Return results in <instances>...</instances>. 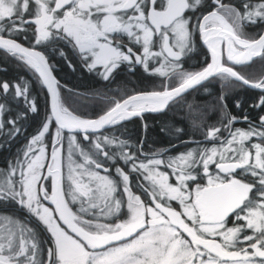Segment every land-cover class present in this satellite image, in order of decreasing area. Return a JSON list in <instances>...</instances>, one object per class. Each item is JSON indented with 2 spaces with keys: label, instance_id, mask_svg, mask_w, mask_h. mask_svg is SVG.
<instances>
[{
  "label": "snow or ice",
  "instance_id": "1",
  "mask_svg": "<svg viewBox=\"0 0 264 264\" xmlns=\"http://www.w3.org/2000/svg\"><path fill=\"white\" fill-rule=\"evenodd\" d=\"M201 8L199 16L185 15ZM258 23L264 26V0H242L239 7L224 0H0V50L34 70L51 95L50 113L25 146L22 158L0 170V203L26 209L50 233L52 245L42 248L30 221L0 212V264H264V115L256 126L233 130L238 118L225 114L226 123L204 133L218 146L193 148L167 159L157 158L161 153L150 157L139 146L136 152L128 151L132 145L116 136L95 135L133 117L162 112L210 79L218 78L222 87L239 84L264 91V78L254 82L236 70L256 57L264 60V27L254 38L244 32L246 25ZM24 25H34L30 46L13 38L20 35L28 40ZM197 35L210 53V62L205 58L204 67L188 71L182 58L194 51ZM125 38L142 51L122 43ZM59 40L77 50L89 71L101 66L105 80L128 62L130 67L140 64L146 72L174 79L175 86L163 85L162 90L138 92L121 100L110 98L113 106L104 114L83 118L66 106L48 57L37 50ZM154 46L159 51H153ZM60 55L66 53L60 51ZM150 61L159 66L150 68ZM69 67L74 70L71 61ZM29 87L24 78L11 85L0 82L5 96V102H0V133L10 138L21 132L18 122L27 118L28 111L37 112ZM16 101L28 107L13 115L11 102ZM220 105L226 108L223 94ZM235 106L240 107V102ZM254 106L264 111V96ZM53 126L49 153L44 141ZM65 130L71 134L66 173ZM76 133L88 140L87 148L77 142ZM254 137L261 142L246 144ZM77 155L82 159H76ZM117 161L148 182L145 191L150 204L132 191L130 176L122 168H115L122 186L111 178L104 163ZM210 164L218 170L215 175L209 172ZM198 165L206 184L197 182ZM161 166L171 170L176 184L169 182ZM237 169L244 171V177L237 178ZM249 177L252 182H245ZM45 181H50L51 192ZM118 191L126 195V201L116 198ZM48 201L54 207L47 206ZM172 201H178L182 211H176ZM72 205H78L75 211ZM125 206L126 220L102 221L119 220ZM230 216L244 223L228 227ZM248 230L252 234L241 238ZM238 244L246 246L237 248Z\"/></svg>",
  "mask_w": 264,
  "mask_h": 264
},
{
  "label": "trees",
  "instance_id": "2",
  "mask_svg": "<svg viewBox=\"0 0 264 264\" xmlns=\"http://www.w3.org/2000/svg\"><path fill=\"white\" fill-rule=\"evenodd\" d=\"M231 3L236 4L234 0ZM262 27L259 23L257 25H246L245 35L253 38ZM14 37L28 45L32 40L28 39L26 41L19 35ZM37 47L46 54L52 65L54 74L62 86L61 94L66 98V106L79 115L94 117L111 106L108 102L110 98L121 99L134 91L162 88L161 86L166 79L146 72L144 68L140 67L128 70L126 68L127 64L122 63L114 70L110 79L105 80L100 74L102 73L100 67L89 71L82 65L77 50L73 49L68 41H66V44L63 40L56 43L46 42L44 45ZM60 51H63L66 55L61 56ZM193 52L194 54L182 58V64L186 70L203 67L205 58H208L207 52L200 43L195 45ZM69 61L74 66V70L69 67ZM0 69H4L0 70V82H8L11 85L21 82V78L28 81L30 86L29 97L35 100L37 106V112L28 111L27 118L18 122V126L22 130L14 138L0 133V166L4 167L8 162L14 161L20 156L28 139L41 128L46 114H49V109L42 82L37 78L34 70L26 66L23 61L11 57V54H6L4 50H0ZM236 70L250 80L258 79L264 73V60L256 57L246 66H236ZM222 94L226 108H222L220 105ZM261 96H264V91L239 84L222 87V82L218 78H214L188 90L176 101L170 102L168 108L162 112L145 113L143 117H133L119 124L101 129L95 135L116 136L127 140L132 145L130 149H127L128 151L136 152V148L139 146L142 153L148 154L150 157L153 153H161L162 155L159 157L166 159L182 151L211 145L212 140L205 139L204 133L210 127H220L222 121L226 123V120H224L225 114L238 117L263 113L264 111L254 106ZM7 99L11 101V96L9 95ZM236 101L240 102V107L235 106ZM0 102H5V96L2 92H0ZM189 105L192 106L191 109ZM27 107V104L20 101L11 102L13 115L17 112L23 113ZM236 124H239V122L236 121L232 125V129ZM177 128L183 131L177 133ZM52 133H54V126L50 129V134L46 135L44 141L48 152L51 148ZM69 134L65 131L63 134L64 139ZM75 135L77 142L82 147L87 148L89 142L83 139V134L76 133ZM221 135H226L223 128L221 129ZM64 139L63 152L67 148V142ZM116 151H119V149H116ZM136 154L143 159L141 153ZM63 157H65L64 154ZM104 165H110L113 169L114 165H120L128 169L123 161L105 162ZM112 168L109 172L110 176L117 178ZM0 212L30 221V225L39 233L42 248L46 250L52 246L50 233L34 217L30 216L26 209L20 208L15 203L7 202L0 203Z\"/></svg>",
  "mask_w": 264,
  "mask_h": 264
},
{
  "label": "flooded vegetation",
  "instance_id": "3",
  "mask_svg": "<svg viewBox=\"0 0 264 264\" xmlns=\"http://www.w3.org/2000/svg\"><path fill=\"white\" fill-rule=\"evenodd\" d=\"M232 0H224L225 3H231ZM235 1V5L237 7L240 6V4L242 3V0H234ZM191 2V0H190ZM206 3H210V0H205ZM253 2H255V0H253ZM232 4V3H231ZM32 7V5L30 4V8ZM204 11L203 8H201L199 11L193 13V12H186L185 15L186 16H199L201 14V12ZM30 17L26 16L25 19H28ZM24 27H26L28 29V32H27V36H28V39H32V29L34 28V25H24ZM20 36V35H19ZM254 38V37H253ZM63 42H65L66 44V40H63ZM122 43H124L125 45L129 46V47H133V50L134 51H137V52H140L142 51V49L140 48V45H134V44H131L127 38H125ZM197 43H201V40H200V37L199 35L196 36L195 38V45ZM203 46V45H202ZM204 48V46H203ZM153 49H158V46H154ZM204 50L206 51V49L204 48ZM207 52V51H206ZM190 54H194V52L190 53ZM207 55H208V52H207ZM153 62L154 61H150V64H149V67L152 68L153 67ZM126 65V68L128 70H134V69H137V67H140V68H143L142 65L140 64H134L130 67V65L128 64V62H124ZM139 65V66H138ZM100 67V66H98ZM264 115V112L263 113H260L258 115H250V116H247V115H243V116H238L237 118V122H239V124H236V127L239 126L240 128H249L250 125L251 126H256L258 123H259V117ZM244 116H247V121L243 119ZM222 136H225V135H222ZM66 142H68V140H66V138L64 139ZM216 140H212V143L215 144V145H218V141ZM190 150V149H189ZM167 159V158H166ZM105 168L109 169V172L111 170L112 167H110V165H104ZM116 167H120L122 168L125 172H127L130 176V184H131V188H132V191L136 194V195H140L141 196V199L144 201V203L146 204H150L151 201H150V198H149V195L148 193L145 191V189H147L149 187L148 185V182L143 180L142 176H139L137 175L136 173H132L129 171V167L128 169L124 168L123 166H120V165H114V169L112 168V170H114V173H115V168ZM200 165L197 166V181H202V179L204 178V174H203V168L202 169H199ZM162 170H165V167L161 166ZM167 169V168H166ZM217 168L215 167V164H210L209 165V172L213 175L216 174L217 172ZM110 175V173H108ZM172 175V173H171ZM244 177V171L241 170V169H237V178H242ZM114 180L117 181V184L118 186H122L121 183H120V179L119 177L117 178H113ZM245 182H252V178H246V181ZM138 184L140 186H138ZM192 184L189 185V187L191 188ZM116 198L117 199H120L122 202L126 201V195L123 194L122 192L118 191L117 194H116ZM163 202V201H161ZM48 203V202H47ZM178 206V205H177ZM73 207V210L75 211L76 208L74 205H72ZM126 206L125 207H122L121 209V212L118 214L119 217H123V214L126 213ZM229 223H235L236 225L240 224V223H244L243 221H240V222H234L233 221V218L230 216L229 217ZM63 226V225H62ZM64 227V226H63ZM243 235H247V232L245 233H242L241 236ZM183 236L186 237L187 239H190V237L187 236L186 233H183ZM246 246V244H238L236 247L239 248V247H244ZM230 250V249H229ZM233 250V249H231Z\"/></svg>",
  "mask_w": 264,
  "mask_h": 264
},
{
  "label": "rangeland",
  "instance_id": "4",
  "mask_svg": "<svg viewBox=\"0 0 264 264\" xmlns=\"http://www.w3.org/2000/svg\"><path fill=\"white\" fill-rule=\"evenodd\" d=\"M141 48V47H140ZM153 51H159V48L158 49H153ZM159 66V64L158 63H156L155 61L153 62V67H158ZM100 68H101V70H102V72H103V68L100 66ZM202 68V67H201ZM200 69V68H199ZM199 69H195V70H199ZM188 71H194V70H192V69H188ZM261 78H264V73L260 76V77H258V79H251L252 81H258L259 79H261ZM248 79V78H247ZM250 80V79H249ZM175 80L173 79L172 81H169L167 78L165 79V82L162 84V86L163 85H169V86H173V85H175ZM173 84V85H172ZM161 86V87H162ZM156 89V88H155ZM158 89H161V88H158ZM116 100H118V99H116ZM71 110V109H70ZM76 114V113H75ZM100 114V113H99ZM77 115H79V114H77ZM81 117H83V118H92V117H89V116H84V115H80ZM235 129H241V130H247V129H249V128H240L239 126H234L233 127V130H235ZM37 134V133H36ZM36 134H34V135H36ZM33 135V136H34ZM71 134H69V135H67L66 136V140H68V142L66 143V146H67V148H68V144H69V136H70ZM33 136H31L29 139H28V141L26 142V144H25V146L29 143V141H30V139L33 137ZM224 136H222L221 135V138H223ZM52 140V139H51ZM216 142V141H215ZM261 142V140H260V138H258V137H254L251 141H248V142H246V144H248L249 146H250V144H252V143H260ZM215 144H211V145H209V146H207L206 148H211L212 146H214ZM25 146L23 147V150H22V152H21V154H20V156L19 157H21L22 158V155H23V152L25 151ZM216 146H218V145H216ZM67 148H66V150L63 152V149H62V153L65 155V157H63L64 158V165H65V167H64V171H65V173H66V171H67V168H66V165H67ZM50 151H51V148H50V150H49V153H50ZM186 151H188V150H186ZM186 151H182V152H179V153H177V154H174V155H172V156H176V155H178V154H180V153H185ZM253 152H254V149H253ZM157 158H161V157H157ZM76 159H78V160H80V159H82V158H80L79 156H77L76 157ZM12 162H15V160L14 161H10V162H8L7 164H6V166H0V170H7L8 169V167H9V165H10V163H12ZM47 162H50V161H47ZM199 169H202V165H200V167H199ZM160 171H165V172H168V174H169V177H170V180H169V182L170 183H173V184H176L177 183V181L174 179V177L171 175V170L170 169H166L165 168V170H162V168H160L159 169ZM101 174H105V173H103V172H101ZM18 178V177H17ZM112 178V177H111ZM113 179V178H112ZM198 183H200V184H206V182H207V177H205L204 176V178L202 179V181H197ZM44 186L46 187V188H48L49 189V192H51V188H50V181H45L44 182ZM191 188H194V185H192L191 186ZM47 203V202H46ZM146 204V203H145ZM146 205H148V204H146ZM178 205V206H177ZM47 206H49V207H52L49 203H47ZM75 206V208L77 209V207H78V205H74ZM172 207L176 210V211H182V208H181V206L179 205V202L178 201H172ZM126 213H127V210H126ZM126 213H124L123 214V217H119V220H117V218L116 217H109V218H107V219H104V218H101L102 219V221L103 222H105V223H108V222H112V223H115V222H121V221H123V220H126L127 218H128V216H127V214ZM85 218H89V217H85ZM186 222H189L190 223V221H187L186 220ZM61 226H62V224H61ZM190 226H191V223H190ZM232 226H238V225H236L235 223H229L228 224V227H232ZM63 227V226H62ZM65 230H67L66 228H65ZM68 231V230H67ZM71 234V233H70ZM252 233H251V230H248L247 231V235H251ZM185 239H187L186 237H184ZM241 238H242V236H241ZM218 240H222V238H217ZM231 250V249H230Z\"/></svg>",
  "mask_w": 264,
  "mask_h": 264
},
{
  "label": "water",
  "instance_id": "5",
  "mask_svg": "<svg viewBox=\"0 0 264 264\" xmlns=\"http://www.w3.org/2000/svg\"><path fill=\"white\" fill-rule=\"evenodd\" d=\"M264 27V26H263ZM13 38H15V37H13ZM15 39H17V38H15ZM17 41L19 42V43H21V44H23L24 46H30V45H28V44H26V43H24V42H22V41H20L19 39H17ZM202 43V42H201ZM203 45V44H202ZM204 46V45H203ZM204 48L206 49V51L208 52V62H210V53H209V51L207 50V48H206V46H204ZM37 50L38 51H41V52H43L40 48H38L37 47ZM44 53V52H43ZM45 54V53H44ZM45 56H46V54H45ZM47 57V56H46ZM50 63V62H49ZM51 65V64H50ZM205 66V65H204ZM203 66V67H204ZM231 66V65H230ZM53 75L55 76V74H54V71H53ZM56 77V76H55ZM56 79H57V77H56ZM58 80V79H57ZM252 81V80H251ZM255 82V81H254ZM44 86V90H45V92H46V95H47V103H48V109H49V113H50V105H51V95H50V93L48 92V90H47V88H46V86L45 85H43ZM173 86H175V85H173ZM251 88V87H250ZM253 89H255V88H253ZM152 90H162V88L161 89H146V90H139V91H134V92H131V93H129V94H127V95H125V96H123L121 99H123V98H127V96H130V95H134V94H136V93H138V92H144V91H152ZM259 90V89H258ZM121 99H118V100H121ZM111 106H113V105H111ZM110 106V107H111ZM109 108V107H108ZM107 108V109H108ZM106 109V110H107ZM106 110H104L103 112H101L100 114H98V115H96V116H94V117H92V118H87V119H96L98 116H100V115H102V114H104V112L106 111ZM108 127V126H107ZM65 131H67V130H65ZM48 203L52 206V207H54V205H52L51 204V202L50 201H48ZM62 224V223H61ZM63 225V224H62ZM64 226V225H63ZM65 228H66V226H64ZM67 229V228H66ZM68 230V229H67ZM68 231H70V230H68Z\"/></svg>",
  "mask_w": 264,
  "mask_h": 264
}]
</instances>
